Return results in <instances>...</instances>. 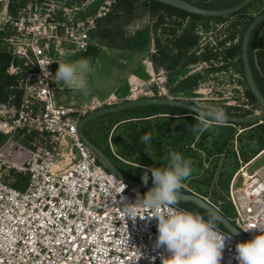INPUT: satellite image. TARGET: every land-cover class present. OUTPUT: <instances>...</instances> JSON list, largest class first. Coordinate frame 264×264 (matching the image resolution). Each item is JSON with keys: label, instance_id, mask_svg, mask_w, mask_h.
<instances>
[{"label": "built area", "instance_id": "1", "mask_svg": "<svg viewBox=\"0 0 264 264\" xmlns=\"http://www.w3.org/2000/svg\"><path fill=\"white\" fill-rule=\"evenodd\" d=\"M64 2L0 0V39L11 54L6 71L19 77L16 87L20 91L19 99L11 92L0 101V169L6 166L28 173L24 189L0 176V264H160V255L166 253L155 245L156 220L147 217L149 209L135 204L137 193L146 191L107 170L81 140L77 124L87 113L123 101L175 98L168 94V72L159 67L147 78L131 75L127 92L121 96L92 97L79 107L57 105L53 98L57 82L41 68L54 74V65L68 44L81 53L97 45L90 32L112 5V0H103L93 15L79 19L80 7ZM197 32L200 37L193 51L199 54L206 44H215L217 49L210 31L200 26ZM151 52H155L154 44ZM205 65L206 61L195 63L192 71H201ZM256 68L263 75L258 64ZM229 73L234 75V70ZM237 73L236 100L226 105L236 106V115L255 114L256 105L238 82ZM203 85L195 92L204 96L193 97L191 103L229 113L221 107V97L208 96L206 91L212 86ZM229 93L226 97L231 98ZM240 171L244 181L235 187L232 180L227 199L234 209L231 221L251 238L258 227H264V167L252 174ZM218 230L227 236L220 264H237L235 244L243 240Z\"/></svg>", "mask_w": 264, "mask_h": 264}, {"label": "trees", "instance_id": "2", "mask_svg": "<svg viewBox=\"0 0 264 264\" xmlns=\"http://www.w3.org/2000/svg\"><path fill=\"white\" fill-rule=\"evenodd\" d=\"M66 1L71 4L73 2L81 3L84 0ZM102 1L98 0L91 5L87 9L86 14H94ZM138 1H142L143 7L149 11L154 22L151 27H146L132 36L122 38V47L129 50L143 49L150 44L152 35H154L155 52L150 54V58L156 67L161 66L168 71L169 82L172 85L171 92L174 95L187 96L192 94L193 89L206 78V75L199 72L188 75L187 72L191 64L202 60L219 59V52H214L209 47H206L207 50L199 55L193 51L199 39L197 29L200 26L208 28L211 22L219 23L234 18L228 25L231 31L229 30L228 36L219 41L218 46L224 47L220 51L223 53L222 58L224 60L238 58L246 95L255 103L257 110H259V104L244 80L240 46L243 32L249 22L255 14L264 11V0H254L248 6L235 13L218 17L188 13L156 0H115L111 5L110 11L104 17L98 19V28L92 35L98 37L108 33L106 30L108 24L116 22L115 25H117L122 14H129L138 7ZM185 1L199 7L214 9L228 7L241 0ZM253 7L254 9L251 11L250 9ZM166 16L175 19L172 22H166ZM185 19H187V23H183ZM102 23L104 26L99 28ZM236 26L239 27L240 33L238 43L224 46L225 42L235 37ZM158 30L161 32L160 34ZM162 35H164L163 40L161 39ZM102 44L109 45V42L104 41ZM94 46L96 45L90 46L85 54L90 53L93 49V52L97 53L99 49ZM248 53L256 84L264 95V21L253 31L249 40ZM10 61L11 54L0 39V101L7 100L11 92H16L19 99L20 91L16 87L19 77L9 75L6 71ZM257 64L263 75H260L256 70L255 66ZM221 67H225V65L219 68ZM229 110L230 108L228 107V112ZM194 116L189 111L178 107L165 105L139 106L99 116L85 125L84 133L110 157L120 171L139 181H141L140 176L144 167L162 165L169 150L180 152L183 157L191 161L193 171L185 180L187 182L190 179L188 182L190 187L182 186L179 191L196 193L201 196L209 195L212 199L210 201L217 205L226 217L232 220L234 209L226 197L228 182L233 172L240 167L241 162H249L264 149V121L256 125L224 123L222 127L213 126L203 133H193L191 127L196 123ZM95 123H98L99 126L95 127L97 125ZM237 126L251 129V133L247 135L246 139L248 140V145L240 147L239 155L233 150L234 139L236 138L235 128ZM94 127L98 128L96 133H93ZM143 134L151 136L148 145L143 144L139 139ZM109 136L110 141L116 147V152L110 150ZM242 137V133L237 134L238 141H241ZM1 139H3V136L0 134V141ZM195 140L196 148L193 149L191 144ZM229 144H231L229 151L232 154V162H227L215 179L217 161L208 168L204 167V161L212 155L219 157L224 153V146ZM204 153L206 155L205 159L203 158ZM119 164L121 167H119ZM196 174L199 175V178L195 177ZM11 175L15 179L12 185L18 189H24L27 184L28 173L18 174L12 170ZM150 180L151 175L149 173L148 184H151ZM178 204L185 208L188 205H192L197 209H195L196 213L207 218L206 214L208 212L191 202L178 201ZM217 227L226 231L219 222Z\"/></svg>", "mask_w": 264, "mask_h": 264}, {"label": "rangeland", "instance_id": "3", "mask_svg": "<svg viewBox=\"0 0 264 264\" xmlns=\"http://www.w3.org/2000/svg\"><path fill=\"white\" fill-rule=\"evenodd\" d=\"M62 1L63 2L65 1L67 3L66 0H62ZM89 1L90 3L85 7L82 6L81 4L83 1L81 3L73 2L71 4H68V3L67 4L80 7L76 11V15H77V18L81 19V18H85L86 16L93 15V14H86V12H87V9L91 5H93L95 2H97L98 0H89ZM114 1L115 0H112V3H114ZM137 4H138V7L135 10H133L129 14L121 15V17L119 18L117 22V25H115L116 22H110L106 29L108 33H106L105 35H101L98 37H95L92 35V33L96 31V29L98 28L97 26L98 23H97L96 29H93L90 32L91 38L97 42V45L94 46L99 49L97 53L93 52L94 49L90 51V53L88 54L73 51V45L71 44H68L65 47L63 55L58 57L57 62H68V61L77 60L79 58H87L89 62L91 63L94 71L92 72L90 76V94L88 96L81 95L79 92L73 91L72 89H69L62 83L57 82L55 84V89L53 92V98L57 105L62 104V105H72V106L79 107L81 105L88 104L92 97L105 98L112 93H115L121 96L127 92L126 91L127 89L126 78L130 72L136 73V75L138 74V76L139 75L144 76L142 78L149 77V74L147 75V72L145 71V67H143L142 58L144 56L149 57L150 54L152 53L151 48H152V44H154L153 43L154 35H152L150 44L147 47H144L143 49L129 50V49H124L122 47L123 45L122 38L132 36L137 31H142L146 27H151L154 22V19L149 13V11H147V9L143 7L142 1H138ZM253 9L254 7L251 8L250 10L252 11ZM174 19L175 18L173 17L169 18L168 16H166L165 21L172 22ZM233 19L234 18H230V19L225 20V22L223 21L224 24H222V22H219V23L211 22L208 28H204V27L202 28L204 30L211 32V35L214 37L215 41L217 40V45H218L219 41L223 40L226 36H228L229 30L231 31V29H229V26L227 24H230L233 21ZM183 23H187V19H185ZM223 25H227V26H223ZM102 26H104L103 23L101 24V26H99V28ZM158 33L160 34L161 32L158 30ZM198 36L200 37L199 34ZM163 38H164V35L161 36L162 40ZM104 41L109 42V45H103L102 43ZM230 44H236V34L232 40H228L227 42H225L224 46H228ZM206 47L212 48L214 52H219V59L217 60H214V59L202 60V61H206L207 65H205L201 71L198 70L197 72L206 75V78L202 80L198 84V86L193 89L192 94L187 95V96L174 95L171 92L172 85L169 82V74H168V87H169L168 94L174 96L177 99H181L185 101L190 100L191 102L193 97L204 96L203 93L195 92V90L199 86H201L202 84H204L203 86L208 85V88L212 86L211 90L207 89L206 91L208 96L212 95V96L221 97L222 99L219 100V103L223 102V105L221 107L225 109L226 112H228V107H229L230 108L229 113H234L236 112V106L235 107L227 106L226 102L236 100V86H235L236 85V71L238 72L237 73V80H239L238 82H240V84H242V86L245 87V85L243 84L242 73L239 68L238 58L236 57L235 59L224 60L222 58L223 53L220 52L222 51L224 47L217 46V49H215L216 47L215 44H210V45L206 44L203 50L200 51L199 54L205 52L207 50ZM198 62H201V61H198ZM194 64L195 63L189 66V69L187 72L188 75L191 73H196L192 71ZM216 64L219 66H217ZM223 65H225V67L219 68L220 66H223ZM57 67H58V64H56V68ZM230 69L234 70V73H233L234 75L229 73ZM216 72H220V74L216 76ZM228 83H230L229 86H227ZM128 85H129V82H128ZM218 88L220 89L215 90ZM228 91L230 92L229 96H231V98L226 97V94ZM95 124H97L95 125V127L99 126L98 123H95ZM95 127H94L93 133H96V131L98 130V128H95ZM235 130H236V138L234 139L233 150L235 151V153H237V155H239L240 147L242 145H248V140L246 139H247V135L251 133V129L248 127L242 128L241 126H237ZM238 133H242L243 135L241 141L237 140ZM2 142H3V139H1L0 145ZM195 143H196V140L194 141V143L191 144V147L193 149L196 148ZM208 145L211 146L210 143H208ZM109 147L112 152H116V147L110 141V136H109ZM224 147H225L224 153L221 154L219 157L212 155V156H209L208 159L204 161L205 168H208L214 165L217 161L215 179L218 177L219 172L222 171V168L224 167V165L227 162L229 163L232 162V159H231L232 154H230V151H229V149H231V144L225 145ZM203 158L204 159L206 158L205 153L203 154ZM119 167H121L120 164H119ZM262 167H264V149L261 150L257 155H255L249 162H246V163L241 162L240 167L233 172L232 176L229 179L228 191L230 189V185L233 179H235V182H234L235 187L241 186L242 182L244 181V176L242 175V172L240 171V169H242L243 172L244 171L247 172V174H252L254 173V171ZM12 170L14 169L8 168L6 166H2L0 169L1 178L7 182L13 183L15 179L11 175ZM238 171L240 172L237 174V177H236V173ZM14 173L21 174L20 172H17L15 170H14ZM130 173H133V172H130ZM195 177L199 178V175L196 174ZM189 180L190 179H188L187 182L183 181L182 186L183 187L189 186L188 184ZM227 195H228V192H227ZM202 197L204 199L206 198L209 202H211L210 200H212L209 195L202 196ZM187 208L193 212H195V209H196L192 205H188Z\"/></svg>", "mask_w": 264, "mask_h": 264}, {"label": "clouds", "instance_id": "4", "mask_svg": "<svg viewBox=\"0 0 264 264\" xmlns=\"http://www.w3.org/2000/svg\"><path fill=\"white\" fill-rule=\"evenodd\" d=\"M54 74L41 68L54 82H59L79 92L90 94V76L94 71L87 58L68 62H57ZM196 123L193 133H203L213 126L222 127L226 120L223 110L216 106L194 107ZM140 141L148 145L151 136L143 134ZM191 161L178 151L169 150L164 163L159 166H146L141 172V182L151 187L137 193L135 204L149 209V219L156 220V247H163L166 254L160 255V264H220L225 236L217 228L219 217L212 211L206 215L179 208L178 192L192 173ZM132 210H129L131 216ZM257 234L250 239L237 241L235 260L237 264H264V227H258ZM247 230V229H244Z\"/></svg>", "mask_w": 264, "mask_h": 264}, {"label": "water", "instance_id": "5", "mask_svg": "<svg viewBox=\"0 0 264 264\" xmlns=\"http://www.w3.org/2000/svg\"><path fill=\"white\" fill-rule=\"evenodd\" d=\"M156 1L181 9L188 13H194V14L210 16V17H218V16H226L235 13L240 9L248 6L254 0H241L234 5L224 8H214V9L199 7L185 0H156ZM263 21H264V11L254 15L253 19L249 22V24L247 25V27L243 32L241 38V46H240V57L242 61L244 80L250 92L252 93L257 103L259 104V110L255 114L246 115V116L224 113L227 117L225 123L256 125L264 120V95L259 89L258 85L256 84L249 59V53H248L250 37L253 31L255 30V28ZM146 105H165V106L178 107L189 111L193 115H195L194 107L203 109V107L198 106L194 103L177 98L144 97L136 100L123 101L115 105L102 107L95 111L89 112L86 115L82 116L77 124V131L81 140L94 152L99 162H101L106 167L107 170H109L115 176L119 177L121 180L126 181L130 185L137 186L138 188L144 191H147L151 187V184H144L141 181L133 179L127 176L126 174H124L122 171H120V169L114 164V162L110 159V157L86 136V134L84 133V127L87 123H89L93 119L98 118L99 116L106 115L109 113H117L126 109L139 107V106H146ZM178 201L186 202V203L191 202L196 206L206 210L207 212L209 211L214 212L220 218L219 223L225 228L227 232L235 235L241 240L250 239L245 233H243L240 229H238L235 226V224L219 210L218 207L213 205L208 200L204 199L202 196L196 193L179 191Z\"/></svg>", "mask_w": 264, "mask_h": 264}, {"label": "crops", "instance_id": "6", "mask_svg": "<svg viewBox=\"0 0 264 264\" xmlns=\"http://www.w3.org/2000/svg\"><path fill=\"white\" fill-rule=\"evenodd\" d=\"M143 60V67H145V71L147 72V75L149 74V72L151 71V70H153V69H157V68H159V67H161V66H159V67H156L155 65H154V63L152 62V60H151V58H150V56L148 57V56H144L143 58H142ZM57 64V63H56ZM56 64L54 65V68H55V70H56ZM256 67V66H255ZM256 70L258 71V72H260L257 68H256ZM133 74H135L136 75V73H129L128 74V76H127V78H126V81H127V89H128V82H129V79H130V76L131 75H133ZM138 75V74H137ZM140 77H144V76H141V75H139ZM127 89H126V91H127Z\"/></svg>", "mask_w": 264, "mask_h": 264}, {"label": "flooded vegetation", "instance_id": "7", "mask_svg": "<svg viewBox=\"0 0 264 264\" xmlns=\"http://www.w3.org/2000/svg\"><path fill=\"white\" fill-rule=\"evenodd\" d=\"M236 4V3H235ZM234 5V4H233ZM231 6V5H230ZM222 8H224V7H222ZM258 14V13H257ZM256 15V14H255ZM225 22V21H224ZM224 22H222V24H224ZM227 25H229V24H227ZM227 25H223V26H227ZM239 38H240V33H239V27L238 26H236V43H238V41H239ZM127 176H129L128 174H126Z\"/></svg>", "mask_w": 264, "mask_h": 264}]
</instances>
